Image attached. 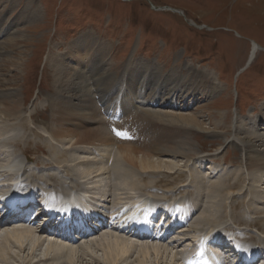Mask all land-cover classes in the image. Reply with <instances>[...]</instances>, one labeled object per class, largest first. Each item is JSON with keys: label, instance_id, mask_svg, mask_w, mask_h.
<instances>
[{"label": "rangeland", "instance_id": "1", "mask_svg": "<svg viewBox=\"0 0 264 264\" xmlns=\"http://www.w3.org/2000/svg\"><path fill=\"white\" fill-rule=\"evenodd\" d=\"M0 20V53L3 54L0 58V93L4 90H18L24 108V113L18 120H0L3 131L5 126L9 129L16 123L17 126L13 127L14 135L19 139V147L9 144L5 146V138L10 137L13 132L7 131L8 133L3 132L1 135L0 154L3 153V156L0 155V171L5 164L13 161L22 167L19 168L20 177L24 169L37 176L58 175L54 167H37L26 161V157L35 163L48 161L45 153H42V150L45 151V144L56 147L55 149H67L72 158L80 156L91 160L90 152L98 148H71L65 139L55 141L49 138L48 126L54 121L58 127L55 120L57 117L49 100L58 95L72 94L74 90L71 81L81 86L78 91L90 90V93L91 83L98 74H103V77L110 75L116 82L129 60L131 64L127 67L128 74L131 75L136 66L140 67L143 72L133 75L140 76V83H147L142 91H139L138 84L132 92L137 91V96L146 98L150 96L146 88L155 86L160 90L157 91L159 93L156 92V100L160 102L168 101V91L173 87L177 86L184 93L187 88L184 82L188 81L192 73L208 75L216 90L205 95L206 98L197 97L188 105V109L179 112L196 116L210 130L218 125L216 129L220 132L230 131L236 116L243 118L244 123L248 119H264V0H0ZM86 36H93L98 43H105L110 47L103 62L92 47L85 43ZM253 44L258 46L257 53L247 66ZM76 45L78 48L72 49ZM88 49H91L93 57L86 56L85 61L79 57L80 60L75 59L73 51L83 53ZM80 63L84 67L92 65L91 70L97 74L87 71L90 69L83 70V67L81 70V66L78 67ZM69 68L72 76L58 77L57 71L70 70ZM76 72L84 73L85 79L78 80ZM147 76H152L149 84L144 79ZM223 124L225 125L222 127ZM143 128H139L138 137L146 135ZM193 138L200 144L203 152L195 160L184 162L180 158L162 159L164 163H168L164 165L174 167L161 170L164 184L171 185L155 183L156 188L145 190L143 194L135 193L127 187L124 189L125 195L111 191L109 186L103 189L100 187L99 190L107 198L106 208L112 210L120 206L130 207L134 201L131 196L139 195L149 198L153 204L180 197L187 198L185 192L193 180L192 176H199L197 183L202 186L206 182L209 185L230 187L224 188L217 197L222 207L220 217L224 220L210 226H197L196 223L195 226L193 221L188 222L187 227L192 224V229L189 227L184 234L190 238L186 241L184 234L179 237L178 240L182 239L183 243L174 245L178 247H173L172 254L173 251L175 255L185 246H191L190 241L193 243L196 236L189 234H194L195 229L203 232L213 229L222 236L227 235L250 245L261 244L264 240V234L260 232L264 230V174L246 171L241 165V152H238L235 145L226 143L223 137L195 131ZM14 151L15 157L10 158ZM79 162L77 168L83 166V161ZM68 163L75 166L73 162ZM198 166H202V171H198ZM134 171L138 174L137 170ZM226 173L227 177L223 176ZM221 176L225 182L218 183L217 178ZM93 177L79 180L86 182V186L95 180ZM104 183L105 179L101 186ZM232 183L235 184L234 187ZM96 191L98 189L94 193ZM251 191L258 194L259 198L254 197L255 203L252 205L256 212L249 210L248 197L247 200L244 199L247 193L248 196L253 195ZM216 195L217 193L215 198ZM244 200V206L248 209L246 217L257 220V224L251 226L254 228L238 225L237 219L232 216L240 211L239 206ZM253 213L256 215H251ZM100 236L101 234L93 238L99 239L102 237ZM162 245L168 247V250L172 249L167 242ZM13 251L19 252L17 249ZM43 254V250L35 251L34 255L38 257L34 261L43 258ZM180 254L173 256L178 260L181 259Z\"/></svg>", "mask_w": 264, "mask_h": 264}, {"label": "bare ground", "instance_id": "2", "mask_svg": "<svg viewBox=\"0 0 264 264\" xmlns=\"http://www.w3.org/2000/svg\"><path fill=\"white\" fill-rule=\"evenodd\" d=\"M0 22L2 23L1 20ZM84 40L88 46L92 47V50L95 51L100 61L103 62L110 47L105 43H98L93 36H86ZM76 47L77 45L73 46L72 49ZM257 49L258 46L253 44L252 51L246 63L247 65L255 58ZM73 55L75 59L79 57L81 60L86 59L85 57L89 55L93 57L91 49L83 53H80L79 50L73 51ZM2 57L3 54L0 53V58ZM130 64L129 60L126 67L124 66L125 68L119 78H116V82H114V79L112 80L110 75L103 77V74H98L97 78L95 80L93 79L91 83L92 91L90 93V90L78 91L81 86L71 81L72 90H74L72 94L69 93L66 96L58 95V97L49 100L50 107L54 110L55 117H57L55 120L58 122V127L54 121L51 123V126H48L49 138L55 141L65 139L71 148L75 146H86L98 149L95 152H90L92 159L87 160L88 157L85 159L80 156L72 158L71 152L67 149L61 147L55 149L56 147L54 148L45 144V151L42 150V153H45V156L49 160L32 163L37 167H54L58 175L48 174L45 176H37L32 174L28 169H24L21 173L23 183H29L35 186L43 196L54 202H67V196L73 188H76L83 192V195L79 197L82 204H89L87 201V198H89L90 203L99 205H102L100 202L102 199L107 200L104 197V193L99 190L100 187L103 189L109 186L111 191L121 192L125 195L124 189L127 187L135 191V193H142L145 190H152L155 187V183L169 186L171 185L170 183L164 184L163 172L161 170L163 168L174 169V167L164 165L168 163H164L162 159L180 158L184 162H190L200 156L203 152L200 144L193 138L195 131L205 132L213 137H223L226 143L235 145L239 150L238 152H241V165L246 171L264 174V119L261 121L258 119H248L244 123L243 118L236 116L231 124L230 131L226 133L220 132L216 129L218 125H215V128L212 127L213 130H210L196 116H187L179 112L186 108L188 109V105L195 101L197 97L206 98L205 95L207 96L208 93H213L216 90L208 75L198 74V72L192 73L188 81L186 83L184 82V85H187L184 93H181L180 89H177V86L168 91L169 99L166 104L164 103L165 101L160 102L156 100V92L160 90L155 86L151 87L150 85L148 87L147 85L148 88H146V91L149 92L148 94L150 96L146 98L144 96H137V91L136 93L132 92L133 89L138 87V84L140 91L142 87H146L147 83H140V76L138 75L136 77L133 75L143 72L140 71V67L137 68L136 66L133 73L131 75L128 74L127 67H130ZM62 66L67 68L65 65ZM80 66L81 70L83 67V70L90 69L87 71H93L91 70L92 65H86L84 67L80 63L78 67ZM70 71L71 69L57 71V75L58 77H64L65 75L72 76V71ZM83 74L76 72L75 77L78 80L81 78L85 79ZM147 77L144 79L149 84V79L151 81L152 76ZM118 111L120 112V117H117L115 114ZM23 113V99L18 90H4L0 93V120L4 122L18 120L22 117ZM22 123L23 121L20 125ZM15 124L11 125L9 129L5 126L4 131L3 126L0 125V137L3 132L5 133L7 131L13 132L11 135L14 136L12 137L10 135V137L5 138L6 141L3 145L7 146L9 144L14 147H19V139L14 135L15 129L13 127L17 126ZM142 125H144V128ZM224 125L221 126L223 127ZM113 126L115 128L112 130L111 127ZM140 127L146 133L144 137H138ZM1 154L3 156V153ZM12 157H15V151L10 154V158ZM119 159H122V161L120 162ZM80 160L83 161V168H80V166L77 168ZM68 162H73L75 166L68 165ZM7 164L11 165L5 164L4 172L3 170L0 171V189L3 190L2 192L10 186L8 182L13 183L15 181H21L22 179L19 174L15 176L12 173V171H18L21 166H18L17 163H11V161ZM197 168L199 171L202 166H198ZM134 170H137L138 174ZM92 176H94L93 178L95 180H92V182L89 181L91 184L88 183L85 186L84 184L86 182H81V180L84 181L85 178L90 179ZM223 176L227 177V173ZM223 176L214 178H217L218 183H223L225 182ZM104 179L106 183H104V186H101ZM198 179L199 176H192L191 178L192 181L188 185L187 192H185L188 200L183 202L179 199H170L163 206L162 213L166 216H171V218L167 222L163 221L158 233L175 234L173 237L175 241L172 238V244H169L172 249L168 250V247L165 248L162 245V241L159 240H156L159 243H150L149 241H145L148 239H130L119 233L116 229H112L109 233L101 234L102 237L100 236L101 238L99 239L92 237L79 245L65 246L60 244L56 239L50 238L48 235L45 236L44 232L35 228L10 226L0 222V264H13V262H17L18 264H35L37 262H43L44 264H184L180 262L179 258L176 260L174 256L181 253L180 255L186 261L189 256V249L193 246L196 248L203 231H197L195 229L196 232H193L194 234H189L192 237L196 236L193 243L190 241L191 247H188L189 245L185 246L181 252H177L174 255V251L172 254L174 245L183 243L182 239L178 240V238L184 235L186 236L184 234L186 232L184 231H187L192 224L186 229L178 231L176 234V231L170 228L172 222L176 226L182 225V227H185V220L187 218L192 219L191 221L194 224L196 223L197 226L198 224L199 226H210L221 223L224 219L220 217L219 211H222V207H220L221 204L219 205L217 197L224 188L230 189L228 186H220L219 184L209 185L206 182L202 186V184L197 183ZM31 180L35 182L33 183ZM20 181L17 184H20ZM234 186L235 184L232 183V187ZM96 189L98 191L94 193ZM6 192L0 195L1 201L9 199L10 194ZM185 193L183 196H185ZM252 193L253 195L251 194V196H248L247 193L244 199L247 200L248 197L249 210L256 212L252 205L255 203L254 197L258 198V194L254 191ZM90 195H94L95 197L90 199ZM140 196H131L134 200L132 203L134 207H127V209L129 208L128 211L123 212L124 216H120L122 220L130 217L140 209L154 211V204L148 198L141 199L139 198ZM245 200L239 206L240 211L238 210L239 212H235L232 216L237 219L238 225L253 228L251 226L256 225L257 220L252 218L250 220L246 217L248 209L244 206ZM235 207L238 206L236 205ZM131 209L133 210L131 211ZM176 213L180 214L178 219H175ZM251 215L256 214L253 213ZM209 226L207 227L209 228ZM162 229L163 231L161 232ZM260 232L264 234V230ZM189 238H185L186 241ZM15 249L19 252L15 253L16 251H13ZM216 249L215 245L205 246L201 243L194 250V252L197 251L190 257L189 261L192 264L200 258L219 261L221 256ZM38 250H43L44 254L43 258L35 262L34 259L38 256H35L34 252ZM98 253L100 254L98 255Z\"/></svg>", "mask_w": 264, "mask_h": 264}]
</instances>
